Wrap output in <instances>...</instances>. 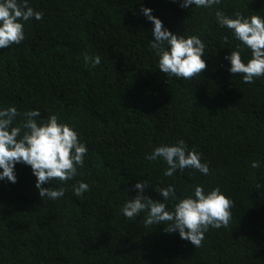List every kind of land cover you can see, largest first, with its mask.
Listing matches in <instances>:
<instances>
[{
    "label": "trees",
    "instance_id": "1",
    "mask_svg": "<svg viewBox=\"0 0 264 264\" xmlns=\"http://www.w3.org/2000/svg\"><path fill=\"white\" fill-rule=\"evenodd\" d=\"M182 2L28 0L43 18L23 22L24 45L0 52V110H38V121L57 115L88 152L72 180L42 186L65 188L58 200L40 197L25 164L15 165L16 183L0 180V264H264V77L246 84L230 73L225 57L240 42L215 18L217 10L264 18V0ZM141 7L172 33L198 36L206 70L187 80L160 72L154 25ZM85 53L101 63L86 65ZM250 58L243 48L242 60ZM23 122L18 116L13 126ZM181 139L202 154L209 175L189 168L166 177L163 159H146ZM145 181V195L161 203L156 188L174 186L169 210L194 186L219 187L234 201L229 226L209 228L195 248L167 224L146 227V212L127 219L122 207ZM78 182L89 186L80 197Z\"/></svg>",
    "mask_w": 264,
    "mask_h": 264
},
{
    "label": "clouds",
    "instance_id": "2",
    "mask_svg": "<svg viewBox=\"0 0 264 264\" xmlns=\"http://www.w3.org/2000/svg\"><path fill=\"white\" fill-rule=\"evenodd\" d=\"M175 2V0H173ZM221 0H183L182 8L195 5L197 8H212ZM142 14L154 25L151 48L158 57L159 71L166 77L192 79L207 68L202 57L205 55V44L196 35H177L164 27L162 21L152 15V10L141 7ZM35 18H43V12L35 11L29 6L28 0H0V52L9 51L26 43L24 23ZM215 18L220 27L230 30L235 39L240 42L236 50L231 51L225 59L230 62V73L240 74L246 84H252L256 79L264 77V18L252 15L245 18L236 13L232 18L223 11L217 10ZM227 39V38H226ZM250 50L251 58L245 63L242 60L243 48ZM85 64L96 67L101 58L84 54ZM23 116L24 122L13 126L18 116ZM38 110H29L23 114L15 107L0 110V180L7 179L16 183L15 165L18 163L30 166L36 177L35 187L42 199L58 200L65 195L66 189L44 188V184L59 180L66 183L77 175L78 168L84 167L88 149L79 139L78 133L67 123H61L59 116L47 114L43 120ZM163 159L167 168L166 177H172L177 170L195 169L203 175H209V165L202 163V154L193 146L189 149L181 139L174 145H160L147 160ZM253 168H259L253 161ZM149 182L137 183L138 194L128 200L122 207L123 215L129 220H135L140 213L146 212L144 225L167 224V233L177 232L181 239L190 241L195 248L202 246L205 233L209 228H227L232 219L231 209L234 201L226 197L219 187L205 192L203 185L194 186L193 195L180 198L173 210H169L168 201L177 199L174 186L156 188L164 202H158L147 195L145 189ZM259 187V186H258ZM89 191L86 183L73 185V194L77 197Z\"/></svg>",
    "mask_w": 264,
    "mask_h": 264
}]
</instances>
